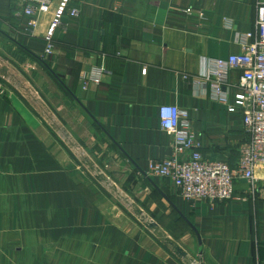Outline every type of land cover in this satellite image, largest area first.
<instances>
[{
  "label": "crops",
  "instance_id": "obj_1",
  "mask_svg": "<svg viewBox=\"0 0 264 264\" xmlns=\"http://www.w3.org/2000/svg\"><path fill=\"white\" fill-rule=\"evenodd\" d=\"M60 1L27 17L0 0V264H185L142 220L201 264H264V168L256 192L237 181L213 204L147 174L172 151L163 105L205 159L236 166L239 72L224 103L201 76L240 52L259 0H70L46 54Z\"/></svg>",
  "mask_w": 264,
  "mask_h": 264
},
{
  "label": "built area",
  "instance_id": "obj_2",
  "mask_svg": "<svg viewBox=\"0 0 264 264\" xmlns=\"http://www.w3.org/2000/svg\"><path fill=\"white\" fill-rule=\"evenodd\" d=\"M20 1L22 13L27 17L36 12H47L52 3V0ZM69 4L70 0H61L56 9L45 37L46 54L53 50L52 38L62 18L65 15L78 16V10ZM27 26L34 28L35 21L31 19ZM253 28V33L244 36L239 53L227 59L208 60L209 71L201 76L210 83L213 99L224 103L222 88L228 75L232 71L239 72L235 102L228 111L238 110L241 114L247 140L239 147L235 167L207 160L201 155L200 144L191 131L185 111L172 105L159 107V124L171 138L172 151L167 159L150 162L147 174L168 180L187 201L210 204L229 201L233 198L237 181H245L251 192L258 190L256 173L264 168V0L257 3ZM90 82L98 84L100 79L94 75Z\"/></svg>",
  "mask_w": 264,
  "mask_h": 264
},
{
  "label": "water",
  "instance_id": "obj_3",
  "mask_svg": "<svg viewBox=\"0 0 264 264\" xmlns=\"http://www.w3.org/2000/svg\"><path fill=\"white\" fill-rule=\"evenodd\" d=\"M105 180L107 178L105 177ZM145 227L151 230L160 242L169 249L178 259H180L185 264H201L198 260L191 257L178 243L170 239L165 235L163 231L159 229V227L152 221H144L142 220Z\"/></svg>",
  "mask_w": 264,
  "mask_h": 264
}]
</instances>
